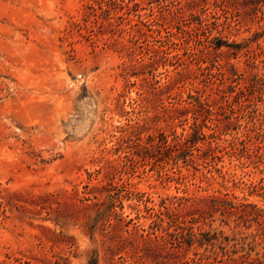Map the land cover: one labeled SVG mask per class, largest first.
<instances>
[{
    "label": "rangeland",
    "instance_id": "rangeland-1",
    "mask_svg": "<svg viewBox=\"0 0 264 264\" xmlns=\"http://www.w3.org/2000/svg\"><path fill=\"white\" fill-rule=\"evenodd\" d=\"M260 208L264 0H0V264H263Z\"/></svg>",
    "mask_w": 264,
    "mask_h": 264
},
{
    "label": "trees",
    "instance_id": "trees-1",
    "mask_svg": "<svg viewBox=\"0 0 264 264\" xmlns=\"http://www.w3.org/2000/svg\"><path fill=\"white\" fill-rule=\"evenodd\" d=\"M209 38V37H208ZM212 39H208V41H211ZM223 42H216L214 43V45H212L213 49H216L220 52H222V46H223ZM225 65L221 64L219 65V71L220 73H223L224 75H228V78L232 79V81H237V83L239 82V78L242 76V73H239V71L234 67L232 69L231 66V72H232V77L231 75H229V71L226 68H224ZM206 70L205 73H209L212 76H215L217 74L211 73L210 70H208V68H202V73ZM236 85H231V84H227L226 88L221 90L226 91V89H231L233 90V88H235ZM204 89L202 88H198L196 89V95L194 94H189L187 99H184V103L186 104H197L201 109H210L211 103L208 100V98L205 97L203 92ZM195 125L192 127L193 131L191 134L189 135H184V134H176L174 132V137L171 138V140H169V135L165 134L164 132L160 133L158 141L156 143L157 146H161V144H166L167 145V149H170V147L174 146V147H185L186 145H188L189 143H195L198 142V138L199 137V132L201 133V130L199 129V125L198 123H194ZM184 150V149H183ZM116 195V194H115ZM116 198H119V196H116ZM215 200L220 199V200H225L224 198H214ZM236 207L237 209H242L245 204H239V205H233V207ZM257 213L262 214L264 216V208H260L259 210H257ZM213 238V237H212ZM212 238H207L206 241L207 242H211ZM174 240H178V238L175 236ZM172 244H174V242L172 241ZM200 244H203V241H200ZM264 264V261L262 262Z\"/></svg>",
    "mask_w": 264,
    "mask_h": 264
}]
</instances>
